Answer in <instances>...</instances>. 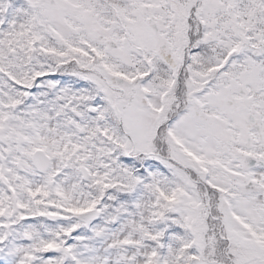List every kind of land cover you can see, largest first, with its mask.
Returning a JSON list of instances; mask_svg holds the SVG:
<instances>
[{
  "label": "snow or ice",
  "instance_id": "snow-or-ice-1",
  "mask_svg": "<svg viewBox=\"0 0 264 264\" xmlns=\"http://www.w3.org/2000/svg\"><path fill=\"white\" fill-rule=\"evenodd\" d=\"M0 264H264V0H0Z\"/></svg>",
  "mask_w": 264,
  "mask_h": 264
}]
</instances>
